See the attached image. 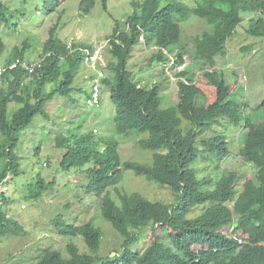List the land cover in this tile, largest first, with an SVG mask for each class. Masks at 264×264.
<instances>
[{
  "label": "trees",
  "instance_id": "16d2710c",
  "mask_svg": "<svg viewBox=\"0 0 264 264\" xmlns=\"http://www.w3.org/2000/svg\"><path fill=\"white\" fill-rule=\"evenodd\" d=\"M17 1V6L12 8L0 0L1 23L9 25L18 13H23L28 0ZM52 1L53 5L47 7L50 11L58 2ZM93 3L94 0H80L79 8L88 13ZM131 4L133 11L125 19L115 20L106 38L111 55L106 67L109 73L100 79L94 78L98 80L99 90L103 87L110 90L115 108V133L124 140L133 136L138 147L151 150V163L122 162L118 141L113 136L95 137V130L82 133L78 131L81 125L68 129L71 132L68 135H55V145L62 153L58 170L85 167L82 191L97 198L95 208L122 241L113 254H101L103 233L97 224L73 223L58 212L52 215L50 226L66 242V253L46 247L31 264H264V119L253 120L245 113L246 104H237L229 98L207 106L197 103L192 80L186 72L182 75L188 82L177 81V103L162 108L157 86L150 89L138 86L127 69L132 48L141 41L147 47L159 48L149 57L148 67L153 62L164 61L160 48L177 54L181 61L180 22L191 14L204 19L210 27L193 39V57L211 68L216 55L225 53L226 42L235 34L242 13H254L247 33L264 37V0H199L194 6L167 0L162 7L159 0H135ZM102 5L106 7L105 0ZM4 48L0 36V57H3L0 64L24 59V53L16 48L7 57L3 56ZM85 49L91 50L92 45L79 42V45L67 46L55 37V27H51L38 56L44 57L40 67L29 73L17 66L0 74V161L3 162L0 182L9 174H21V156L16 151L21 131L32 126L36 116L42 118L40 121L47 119L46 103L56 96H67L73 89L71 85L83 63ZM203 74L209 83H216L221 77L214 68ZM100 96L99 91L98 103ZM11 103L15 105L13 110L9 109ZM97 105L86 104L87 107ZM252 110L264 112V99ZM215 125H242L240 155L255 165V174L246 192L236 198L233 197L237 181L234 172L224 171L214 186L207 188L213 184L212 177L198 179L196 169L190 166L199 151L205 161L216 152L219 160L229 153L225 136L217 132ZM40 145L33 147L36 156ZM96 162L101 164L95 165ZM123 168L167 186L174 202L151 200L139 192L118 188ZM51 187L52 181H46L39 170L28 183L27 197L37 198ZM111 187L116 198L108 193ZM6 192H0V239L25 230L21 221L7 213L6 205L28 199L9 196ZM196 206H202L201 212L189 216ZM144 227H149L155 238L140 250L132 245L138 242L137 231ZM74 237L84 243L86 251H80ZM153 246L159 250L154 251Z\"/></svg>",
  "mask_w": 264,
  "mask_h": 264
},
{
  "label": "rangeland",
  "instance_id": "374dc122",
  "mask_svg": "<svg viewBox=\"0 0 264 264\" xmlns=\"http://www.w3.org/2000/svg\"><path fill=\"white\" fill-rule=\"evenodd\" d=\"M4 1L12 8L19 3L17 0ZM56 1L58 2L54 9L50 11L47 7L53 5L52 0H44V4L42 0H28L23 13L21 15L18 13L9 25L0 22V36L5 43L2 55L5 57L16 48L24 53V59L37 58L43 51L51 27H55V37L65 41L67 46L79 45V42H83L92 45L94 49V51L85 49L88 51L71 85L73 89L68 95L56 96L46 103L45 111L49 114L48 118L40 121L42 118L36 116L35 123L20 133L16 151L21 156L19 161L21 174L7 175L0 182V192L7 191L6 194L9 196L27 197L28 183L39 170L46 181H52V187L37 198L27 197L28 201L22 199L6 205L7 213L21 221L25 230L18 235L7 236V239H0V264H31L36 260L40 251L46 247L58 249L65 254L66 242L52 231L50 226L52 215L58 212L64 215L65 220L73 223L90 221L97 224L103 233L99 249L101 254H113V250L119 248L122 241L120 235L95 208L97 198L82 191V185L86 181L85 167L67 171L58 170L62 153L55 145V135H68L71 133L68 129L81 125L78 131L82 133L95 130V137L113 136L118 141L117 148L122 162L131 160L149 164L152 161V151L138 147L133 136L124 140L121 135L115 133L113 122L115 108L108 87L100 89V102L97 106L87 107L85 102L92 79L88 66L93 64L100 66L102 64L100 58H103L105 63L110 60L111 55L107 49L106 38L111 34L115 20H123L133 11L131 2L135 0H105L106 7H103L102 0H94L88 13L79 8L80 0ZM178 1L194 6L199 0ZM166 2L167 0H159V7L164 6ZM241 16L242 21L236 27L235 34L226 42L225 53L216 55L215 65L211 67L221 74L216 83L207 81L203 73L209 67L193 57V39L197 34L208 30L209 25L204 19L193 14L180 22L179 44L185 55L183 69H186V75L192 80L191 86L196 94L197 103L207 106L214 101L229 98L237 104L243 106L246 104L245 113L253 120L260 119L261 121L264 119V112L255 111L252 108L264 99V37H255L246 31L254 13L244 12ZM179 44L173 48L176 49ZM154 52L156 50L153 46L147 47L141 41L132 48L127 69L132 72L139 86L147 89L157 86L161 99L160 107L167 108L177 103V82L173 77V71L168 69L171 62L163 66L162 62L156 61L153 62V66L148 67V59ZM88 57L94 60L88 63ZM2 60L3 57H0V62ZM9 109H15L14 103L9 105ZM184 121L183 119L182 125ZM241 126L215 125L217 132L225 136L229 153L219 160V154L216 152L205 161L201 159L202 152L199 151L198 156L190 165L196 169L198 179L212 177L213 184L207 188H212L224 171L234 172L237 175L234 198L246 192L255 174V165L240 155ZM49 130H51L50 134H48ZM39 143L41 145L36 156L34 148ZM2 164L3 162L0 161V170ZM100 164L101 162L95 163V165ZM11 180L13 182H10ZM116 186L128 191L139 192L151 200L174 202V195L167 186L136 175L130 169L123 168L121 180ZM108 193L111 197H117L112 187L108 188ZM232 201L229 202L230 208L233 207ZM201 207H194L188 215L199 214ZM137 237L138 242L132 246L140 250L151 244L155 238L149 227L137 231ZM73 241L76 242L80 251H86L81 240L74 237ZM153 250L158 251L159 248L153 246Z\"/></svg>",
  "mask_w": 264,
  "mask_h": 264
},
{
  "label": "built area",
  "instance_id": "2783aa9c",
  "mask_svg": "<svg viewBox=\"0 0 264 264\" xmlns=\"http://www.w3.org/2000/svg\"><path fill=\"white\" fill-rule=\"evenodd\" d=\"M170 58H171L170 62L172 64H174V70L176 71L175 73L181 72L184 68V62L175 64V62H174L175 60L172 57H170ZM43 59H44V57H42V58L39 57L35 60L30 61V60L16 58L14 61L8 63L7 65L0 64V74L3 73L6 69H14L17 66H20L21 68H23V69L27 70L29 73H31L35 69H37L38 67L41 66V62ZM94 67H95V65L93 64L92 68H94ZM174 77L177 78L176 75ZM93 82L94 83L92 85L90 96L87 98V103L90 106L97 104L98 99H99V97H98V95H99L98 80L95 79V81H93ZM230 231H231V229H230Z\"/></svg>",
  "mask_w": 264,
  "mask_h": 264
},
{
  "label": "clouds",
  "instance_id": "9594fccd",
  "mask_svg": "<svg viewBox=\"0 0 264 264\" xmlns=\"http://www.w3.org/2000/svg\"><path fill=\"white\" fill-rule=\"evenodd\" d=\"M141 39H142V36L140 37ZM154 48H155V50H159V48L156 46V45H154L153 46ZM88 50H90V49H88ZM88 50H86V51H88ZM94 51V49L92 48L91 49V51ZM160 50H161V52H162V55H163V58H164V61H162V63H163V66H165V65H167V64H169L170 63V60H171V58L170 57H172L175 61V64H177V63H182V62H184V58H185V55H181V61H179V58H178V55L176 54H172L171 52H169L167 49H165V48H160ZM85 51V52H86ZM165 51V52H164ZM48 55H49V52L47 53ZM86 56V53H85V55H84V57ZM37 58H39V57H37ZM37 58H35V59H37ZM35 59H31V60H35ZM101 59V62H102V64L99 66V65H95V67L94 68H92V66H88L89 68H90V70H91V77H92V79H91V83L94 81V76H97V77H99V79L104 75V74H107V71H108V69L106 68L107 67V64H108V62L107 63H105V61L103 60V58H100ZM25 60H30V59H25ZM30 60V61H31ZM91 60H94V59H91L90 57H88V60H87V62L88 63H90L91 62ZM168 69L169 70H171V71H173V75L175 74L176 76H177V78H176V82L178 81V80H182V78H186V80H183L184 82H188V80H187V77L185 76V75H182L184 72H185V70L186 69H183L181 72H178V73H175L176 71L174 70V64H170L169 65V67H168ZM210 69H212V68H209V70ZM174 75V76H175ZM173 76V77H174ZM175 78V77H174ZM138 86H139V82H138ZM92 89V88H91ZM90 89V90H91ZM100 91V90H99ZM91 92V91H90ZM88 98V97H87ZM87 98H86V100H85V102H86V104H88L87 103ZM178 100V99H177ZM176 100V101H177ZM97 104H99V103H97Z\"/></svg>",
  "mask_w": 264,
  "mask_h": 264
}]
</instances>
